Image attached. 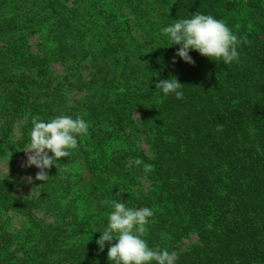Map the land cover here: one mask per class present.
<instances>
[{
	"label": "trees",
	"instance_id": "16d2710c",
	"mask_svg": "<svg viewBox=\"0 0 264 264\" xmlns=\"http://www.w3.org/2000/svg\"><path fill=\"white\" fill-rule=\"evenodd\" d=\"M195 13L246 37L239 63L176 56L161 30ZM61 115L90 134L46 181L0 172V264H110L116 199L153 209L143 238L176 264H264L263 0H0V166Z\"/></svg>",
	"mask_w": 264,
	"mask_h": 264
},
{
	"label": "clouds",
	"instance_id": "9594fccd",
	"mask_svg": "<svg viewBox=\"0 0 264 264\" xmlns=\"http://www.w3.org/2000/svg\"><path fill=\"white\" fill-rule=\"evenodd\" d=\"M161 31L171 45H179L176 56L188 64L194 63L189 55L190 50L211 61H220L225 66L239 63L238 49L246 42V37H238L225 22L203 13L180 19ZM157 86L165 97H184L183 85L175 78L162 80ZM89 127V122L79 115L75 118L61 115L48 121L34 117L26 152L31 153L28 164L41 170L36 179L46 181L48 175L44 170L55 166L59 158H66L76 150L78 138L90 134ZM143 170L145 173L151 171V165L145 164ZM104 203L112 209L107 225L103 231L93 232L101 233L96 240L99 251L104 250L105 242L109 243L107 258L110 264H176L175 251L149 247L143 238L146 226L155 214L152 208L129 207L118 199ZM113 240L116 243L113 244Z\"/></svg>",
	"mask_w": 264,
	"mask_h": 264
},
{
	"label": "rangeland",
	"instance_id": "374dc122",
	"mask_svg": "<svg viewBox=\"0 0 264 264\" xmlns=\"http://www.w3.org/2000/svg\"><path fill=\"white\" fill-rule=\"evenodd\" d=\"M264 1V0H263ZM27 150V149H26ZM23 151L14 161V166L11 163L4 162L0 166V172L11 177L14 181H19L22 185L17 187L16 193H26L36 183L37 174L41 171L34 165L28 164V156L31 153Z\"/></svg>",
	"mask_w": 264,
	"mask_h": 264
}]
</instances>
